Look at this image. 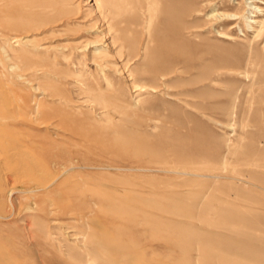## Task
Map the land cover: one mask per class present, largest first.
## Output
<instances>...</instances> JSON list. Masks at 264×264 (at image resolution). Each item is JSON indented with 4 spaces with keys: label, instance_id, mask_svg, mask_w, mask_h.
Here are the masks:
<instances>
[{
    "label": "rangeland",
    "instance_id": "1",
    "mask_svg": "<svg viewBox=\"0 0 264 264\" xmlns=\"http://www.w3.org/2000/svg\"><path fill=\"white\" fill-rule=\"evenodd\" d=\"M246 1L130 0V7L117 12V23L130 21L134 28L140 13H157L142 34L143 43L150 38L147 60L136 58L139 33L132 35L135 44L126 55L134 60V81L160 86L159 91H135L126 70L111 81L88 80L87 89L74 95L67 89L75 83L72 77L58 83L45 76L53 69L45 53L8 59L4 45L23 34L32 48L70 54L91 28L75 24L100 16L96 1L0 0V71L7 67L11 86L47 114L20 124L19 137L33 145L27 161L48 166L55 178L65 180L48 199L85 200L97 211L88 220L95 236L82 242L93 249L84 251L71 239L60 248L56 242L68 232L84 231L83 223L68 222L62 214L45 221L23 206L24 198L17 199L24 209L9 222L28 224L35 240L21 237L12 225L2 228V251L12 264H264V33L253 39L243 24L234 29L240 20L210 18L218 11L242 16ZM90 10L93 15L86 19ZM53 20L57 23L49 24ZM68 22L71 30L50 31ZM224 33L238 36L231 41L221 37ZM116 61L122 67L121 59ZM90 62L93 76L96 66ZM16 63L21 69L12 70ZM164 74L167 80H160ZM138 95H143L140 104L130 108ZM102 111L110 114L100 119ZM52 143H63V153H71L69 168L102 169L63 173L60 163L54 165L58 149ZM133 166L152 172L116 168Z\"/></svg>",
    "mask_w": 264,
    "mask_h": 264
},
{
    "label": "bare ground",
    "instance_id": "2",
    "mask_svg": "<svg viewBox=\"0 0 264 264\" xmlns=\"http://www.w3.org/2000/svg\"><path fill=\"white\" fill-rule=\"evenodd\" d=\"M95 1L98 10H100L99 11L100 16H95L92 20H88L90 23L84 22L86 21L84 19L82 20V22L80 21L79 23L75 24L76 28L83 29L85 26H90L91 28H89L88 30L89 34L83 38L84 40L82 42L79 41L74 42L70 54L63 52L61 56H58L57 55L58 53H54V55H50L49 51L46 48L44 49H38L36 47L32 48L33 47L32 40L23 36V34H17L7 39L4 45L6 46L5 56L8 57V59H13L14 57L21 59L22 57H28L30 51L36 53H42V54L45 53L46 56L43 57L44 58L47 57V59H49L48 61H50L53 67L52 71H47L45 76L47 78L57 81L58 83L63 82L65 78L72 77L75 83L72 84L71 88H67V89L72 91L74 95L75 92H81L84 89L85 90L87 89L86 82L88 80L100 78L105 81L106 80L109 81L111 77H116L120 73L122 75L123 71L126 72V70L129 73L130 78L132 77V80L134 81L133 77L135 75V71L132 68L133 66L132 62L134 60L130 55H126V50L130 49V47H132L135 44L132 35H134L135 33H139L141 36V41L139 43V47H138L139 52L136 58H138L141 61L145 60L146 54L150 46V42H149L150 38H148V40L145 41V43H143L144 40H142V34H144L145 31L146 33L149 31L150 24L154 19H156L157 13L155 12L154 9H153L154 11H152L153 12L152 14L150 12V17H148L147 11L145 13H140L141 20L136 22L135 23L136 27L133 28V24L130 21L124 23L125 25L116 22L117 12L124 11L125 8L130 7L131 6L130 0H95ZM237 4L240 3L237 2ZM262 5H264L263 0H247L246 1L247 9L242 16L236 12L226 13V12L218 11L216 14L212 13L210 15V18L217 17V18H227L230 20H238V21L240 20V22L234 27V29L237 27L242 28L240 24H243L252 33L253 39H257L258 37L262 36V34L264 33V7ZM76 7L78 6L76 5ZM92 15L93 12L90 10L85 16V18L88 19ZM109 16H111L112 18ZM174 17L177 18L178 16H174ZM50 23L51 24L57 23V21L53 20L49 22V24ZM70 24L71 23L69 22L65 23L63 25H60L62 26L61 28H53L50 31L52 32V34L53 33L56 34L63 31L71 30L72 25ZM122 26H126V27L122 29L121 28ZM217 34L221 35V31L217 32ZM222 35L225 36H221V37H224V39L231 41H235L237 39L236 37L238 36V35L237 36L234 35L235 37L233 35L228 36L225 33ZM249 41L250 43H252L254 40L250 39ZM116 58L121 59L122 67H117L119 66V64L117 63ZM89 61H91L90 63H92V65L96 66V75L92 76V74L89 72L88 70ZM59 65L64 66L69 71H67L66 69L65 70L57 69L56 67ZM17 68L21 69L20 65H18L17 63L11 65L12 70H15ZM6 72H8V68L4 66L3 69H1L0 71V228H1L0 238H2V235H5L4 233H2V228L4 226L12 225L13 228L11 230H14L15 232L19 233L21 237L25 236L27 238H31V235L33 234V232H35L33 230L32 231L30 230L28 224L25 223L23 224L22 222V224L19 225L18 222L21 223V221L18 220L20 219L18 220L15 219L16 221L14 223L9 222L10 220L12 221V219L14 220L15 215L24 209L22 207L23 209L20 210L21 206L17 204L18 201L17 199L24 198L27 201V203H25V205L23 206H25V208H27V210L29 211L30 210L37 211L38 212L37 216H39L41 219H44L45 221H48V216L52 217L55 215L58 216L62 214L63 217H65L68 222L70 220H77L78 222L83 223L82 229L84 231H81L79 233L76 232V234L74 235H71V233L66 232L67 234H69L67 239L62 238L61 241H59L58 239H54V243L58 240L55 245H58L61 248L64 245L63 244L64 240L70 241L71 239L72 241L74 240L73 241L74 243H77L75 245L76 247L78 248L83 247L82 250L90 252V250L93 248L82 242H86L87 240H89V238L92 237V235L95 234V228H92V225L88 220H90L91 219L90 216L96 213L97 211L91 206H87L85 200H80V199L78 200L75 198L70 200V198L68 199V197L67 199H63L62 197V200L56 202L53 199H48V197L54 191L60 188V186L64 183L65 180H63V182H60L59 181L60 178H55V172H53L51 168H49L48 166L47 167L43 166L40 163L38 164L29 163L27 161L26 155L33 156V153L30 152V147L33 145H30V143H25L23 137L22 139L21 137H19L20 133H22L20 129L21 123H25L27 119H30L32 115L46 118L47 114H45L46 111H43L41 109L39 103L38 104L35 103V101L29 98V96L28 97L25 96L23 91H19L17 88L11 86L13 82L7 78ZM56 72H60V73H56ZM19 77L25 78V75H19ZM4 78H6L8 81L5 80ZM165 79L167 80V76H165V74L161 75L160 80H165ZM161 84L166 85L165 83L162 82ZM133 87L134 89H136L135 91L145 92L147 94H153V93L156 94V92L159 91L158 88H160V86H145V84L142 85L136 80L133 82ZM141 97L143 98V95L136 96L135 99H133L134 102L131 103L129 107L132 109L138 107V105L142 100ZM59 101L63 102V99L60 98ZM85 102H86L85 106H91V108H94L92 101L85 100ZM99 114L102 115L100 116L101 117L100 119H103L107 117V115H109L110 113L102 111ZM54 122H55L54 127L57 128L60 126V123L57 122V120ZM229 126L233 127L231 124ZM72 137L74 138V135ZM63 143L62 144L52 143L58 149V152L56 154L54 153L55 154L54 156L57 157L58 155L60 156L58 157L59 159H56L57 157H55L56 161H54V165L56 166L60 163V167L63 169V173H68L70 170L76 168H84V169L99 168L97 166H92L90 164L69 168L68 163L71 164V166H74V163L72 162L73 156L71 155V153L67 151L63 153V150H61V148L64 145ZM56 148L54 150H56ZM65 154L66 156H64ZM101 167L99 169H102ZM116 168H118L117 170H124V171L152 172L151 170H149V168H144V167L133 166L130 168H125V167H116ZM158 172H160L159 169ZM15 184H22L24 186H22V188L20 187L14 188ZM16 195H18V197H15ZM20 215L21 214H19V216ZM41 232L39 231V236L43 237ZM48 232L49 231H47V233ZM56 232L51 234L53 236L57 234L56 237L58 238L59 234ZM43 233L45 236L47 235L45 231H43ZM27 238L25 239L27 240ZM25 239L23 238V240ZM31 240H35V239L31 238ZM1 241L2 240L0 239V264H12L11 256H7V254L3 253L2 251L5 245L2 247ZM28 242L29 244L31 243L30 241ZM32 243H33L32 247H34V241ZM36 244L37 243L35 242V246ZM117 251L119 250L117 249Z\"/></svg>",
    "mask_w": 264,
    "mask_h": 264
}]
</instances>
